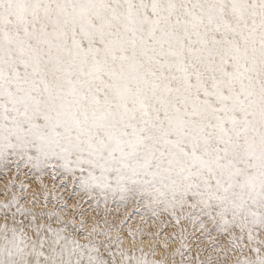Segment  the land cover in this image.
<instances>
[{"label": "snow or ice", "instance_id": "obj_1", "mask_svg": "<svg viewBox=\"0 0 264 264\" xmlns=\"http://www.w3.org/2000/svg\"><path fill=\"white\" fill-rule=\"evenodd\" d=\"M0 264H264V0H0Z\"/></svg>", "mask_w": 264, "mask_h": 264}]
</instances>
